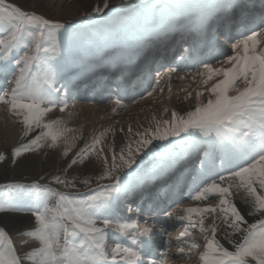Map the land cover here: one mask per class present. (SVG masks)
Segmentation results:
<instances>
[{
    "label": "snow or ice",
    "instance_id": "obj_1",
    "mask_svg": "<svg viewBox=\"0 0 264 264\" xmlns=\"http://www.w3.org/2000/svg\"><path fill=\"white\" fill-rule=\"evenodd\" d=\"M261 2L264 7V0ZM123 7L113 0H98L89 15L92 20H104L119 15ZM242 7L241 0H221L209 5L210 11L201 21L203 41L215 46L224 58L216 59L218 67L202 62V68L192 75L193 81L199 78L203 86V91L195 93L193 110L183 114L173 110L170 119L156 121L154 126L137 132L135 148L129 143L117 154L113 147L111 158L100 146L105 135L102 132L80 148L63 170L66 175L77 165L92 164L91 157L96 156L104 169L97 180L110 183L86 199H75L70 193L36 182L0 184V190L9 193L0 203V213H30L34 226L20 235L38 242V246L20 255L8 232L0 227V264H157L152 258L156 249L172 247L171 233L164 227L167 220L160 221V232L170 239L157 245L155 227L147 219L141 226L138 219L151 208H134L135 201H130L127 216L117 218L116 213L125 210L129 189V173L121 176V170L135 172L142 168L144 161L138 164L136 157L143 152L147 159L153 141L169 137H180L185 150L194 152L199 161L187 189L188 198L203 202L211 197L217 201L203 207L186 206L180 210L184 213L181 215L165 212L168 220L176 216L184 224L176 242L186 246L178 247L176 255L188 257L200 248L192 231L198 228L204 242L198 257L201 264H264V11H252L237 23L228 13ZM78 31L72 21L47 18L35 8L25 10L0 0V73L14 72V79L7 81L10 90L0 91V104L17 118L22 138H26L10 153L0 151V167L27 161V154L38 153L45 146L58 147L59 139L71 131L62 127L60 120L45 117L54 109L64 112L68 107L67 92L56 85L64 71L60 60L66 53L62 46L70 53ZM176 71L170 67L163 75L170 79ZM159 83L157 80V88ZM238 83L244 87H237ZM205 92L206 100L201 99ZM191 96L188 92L185 99ZM114 103L125 107L121 99ZM49 138L51 143H46ZM170 143L176 147L175 141ZM70 150L66 148L63 155L67 157ZM52 182L74 186L60 175L53 176ZM83 183L89 184L90 180ZM45 194L55 198L54 206H50ZM236 199L244 207H238ZM208 215L215 219L205 225ZM219 231L224 233L231 250L217 238Z\"/></svg>",
    "mask_w": 264,
    "mask_h": 264
},
{
    "label": "bare ground",
    "instance_id": "obj_2",
    "mask_svg": "<svg viewBox=\"0 0 264 264\" xmlns=\"http://www.w3.org/2000/svg\"><path fill=\"white\" fill-rule=\"evenodd\" d=\"M32 2H34V0H32ZM213 2L214 0H212V2L211 0H179L178 16L181 15L184 16L185 14L191 15V17L193 14H197L198 16L201 17L206 16L210 11L209 5L219 3L221 2V0L217 2L215 1L214 3ZM58 5L62 7L64 5L63 0H60ZM77 5L78 2L74 1L65 8L63 6V8L60 9L62 11L61 16L69 15L75 12L77 10ZM177 25H181V22L178 19L175 20V22H173L172 24L170 23L169 25H167V28H164L163 30L164 31L174 30L177 28ZM128 38L129 37L124 33L119 34L118 32L116 36L104 38V40H102L101 42H95L93 46H88V44L83 41L82 47L88 46V52L86 54L82 52L81 56L79 55V51L72 46L70 53L66 51L68 55L67 59H65L64 57L63 59L60 60L61 66L64 68V71L56 86L57 87L60 86L64 89V91L65 90L67 91L68 89L67 83L68 82L70 83L75 78L77 71L88 72L90 64L94 62L104 63L103 56H107V55L110 56L108 62H113L111 59L112 55L121 56L122 54H124L126 57L134 60L135 63L137 64H139L140 61V63L142 62L148 65L151 58L155 55L154 52H158L157 48L154 49L155 45H157L159 41H162V39H164V37L163 38L154 37L149 43L145 44L147 45V47L142 44L140 46L139 51L135 53L133 51V45H132L133 42H131V40H128ZM225 50L229 52L230 49L228 48V46H226ZM83 60L85 63L83 62ZM218 66L219 65H217L216 67ZM163 74L159 78H156L153 83L154 86L157 87L156 81L163 80L162 82H164L165 84L164 90L162 91L161 89L160 90L158 89L159 91L158 93L152 92L153 93L151 95L152 98L147 97L143 99L142 97L132 102H129L130 99H128V101L123 103L125 107L121 108L119 105H116L113 100H107L106 102L103 103H95L91 99L89 100L88 96L87 97L84 96L81 99V101H74V99L76 98L74 99L72 98V102L71 101L67 102V104L68 103L69 104L64 112H60L58 110H57L58 112H55L56 111L55 110L53 111L54 114L53 113L48 114V116H46L45 119L47 120L49 118L58 119L62 122L61 124L62 127L71 130V131H66L64 135L59 139L58 147L60 152L63 153L66 148L71 149L69 152L78 151L80 148L84 147L85 144H90L92 142L93 137L99 136L100 133L104 132L105 135L101 138V144L104 149V153L106 155H109V157L111 158L113 147L115 148L117 154H119V150L121 147H126L129 143H131L132 147L135 148L136 146L135 142L139 138L135 134L137 132H143L146 128H149L150 126H154L156 121L162 122L165 119H170L171 112L173 110L181 114L186 113L189 110H193L195 104V93L196 91H201L198 87L199 78H197L196 81H193L192 79L193 73L187 74L188 77H186L185 75L181 76L182 74H180V76L184 77V79H181L182 82L176 84L177 88L173 94L171 93L170 90L172 87L171 85L179 80L178 76L171 75V78L169 79ZM7 76H9V72L7 74L2 73L0 77V91H3V88L5 87L7 88V90H4V92L10 90V86L7 83V81H10L11 77H7ZM6 77L7 79H5ZM212 82H210V84ZM237 87L243 88L244 85L242 83H238ZM188 92H191L192 96L188 99H185V96L187 95ZM230 94L235 95V92H232ZM207 95L208 93L205 92L204 96L201 97V99L206 100ZM85 98H87L88 104L84 103ZM113 109H115V111H113ZM129 128H131V132H129ZM21 129H22L21 124L17 122L16 117L12 116L9 113L7 106L0 104V145H2L3 148L5 149L16 146V143L18 142V140H20L22 135ZM170 138L172 141H175L176 143L178 142V139H180V137H170ZM205 139L207 138L201 137V140H205ZM154 142L156 141H153V143ZM171 147H173L172 144L169 146V148ZM167 150L168 151L165 152L164 148L162 147L153 148V145L150 147L149 157L147 159H149L151 156L158 154L164 155V157L160 160V162L157 165V168L159 170L163 168L160 172H158L160 174L176 158H181L182 161L186 160L187 151L185 150V148L184 150H180L174 153L171 152L170 156H168L170 154L169 153L170 151L169 149ZM167 156L170 159L167 160ZM93 157L95 158L96 156ZM96 159L103 166L102 160L98 159L97 157ZM136 159H137V163H140L141 161L145 162L147 160L144 158L143 152L139 156H137ZM119 162L120 161L117 160V163ZM147 164H150V162H146V165ZM135 166L137 165H133V167ZM9 167L10 169L11 168L14 169V167H11L9 165H7L6 168L0 167V179L6 177L5 175L6 172L9 171ZM130 170L132 169L125 168L123 169V172H128ZM10 173H11L10 175H12L13 171H11ZM145 173H143L142 175V173L140 172L139 174H141L143 177L144 175L145 176L147 175ZM141 175H138V177L141 178ZM138 177L136 178L137 180ZM132 196H133L132 198L126 201V204L127 202L135 201L134 198H137L136 195H132ZM121 198L124 199L125 197H121ZM138 200L139 198L135 201L133 207H135L138 204ZM235 202L237 203L238 207H244L239 199H236ZM209 203L214 205L215 203H217V201H215L213 198L210 197L208 201H203V202L196 201L193 204H185L178 208L179 210H181L186 206L203 207ZM181 214L184 213L181 211ZM116 215L117 218H119L122 217L124 213L122 212L116 213ZM27 217L28 216L3 214L0 215V219H2V222L0 220V224L4 225L8 229L16 228V226L21 227L26 222ZM214 219L215 217L213 216V220ZM248 219L252 221L253 218L248 217ZM164 220H167V218H165ZM149 224H151V222ZM140 225L143 226L144 224L141 223ZM158 228L160 229V227ZM223 236L224 233L222 231H219L217 233V238L220 239L221 243L224 244L225 247H228L231 250L232 246L227 243V241L223 238ZM109 242H111V239H109ZM187 261H188L187 259L182 260L181 262H178V264H187ZM198 263L201 264L199 258H198Z\"/></svg>",
    "mask_w": 264,
    "mask_h": 264
},
{
    "label": "rangeland",
    "instance_id": "obj_3",
    "mask_svg": "<svg viewBox=\"0 0 264 264\" xmlns=\"http://www.w3.org/2000/svg\"><path fill=\"white\" fill-rule=\"evenodd\" d=\"M59 1L60 0H34V2H32V0H6L7 3L16 4L24 8L25 10H30L32 8H35V10L38 13L44 14L47 18L61 20V21L63 20L72 21L76 25L77 29H79L77 35L74 38L72 46L79 51L80 56L82 55V52H84V54L88 52V46H93L95 42H101L102 40H104V38L116 36L118 32L119 34L124 33L129 37L128 40H131V42H133L132 44L133 51L136 53L139 51V48L142 44L145 45L149 43L154 37L163 38L164 36L161 37L160 34L164 32L163 29L167 28V25L175 22L174 19L176 16H177L176 19L178 20L180 19L178 18L180 17L178 16L179 0H113L114 3L123 4L125 5V7L118 10L119 15L112 16L111 18L105 17L104 20H99V19L92 20L91 15H89V13L91 12V8L98 2V0H63L64 8L70 5L74 1L78 2L77 10L69 15L63 14L64 16H61L62 11L60 9H62L63 6L60 7L58 5ZM215 1L217 2L219 0H214V2ZM148 39L149 41H147ZM83 41L88 44L87 47H82ZM145 46L147 47V45ZM62 50L65 51L66 54L64 57L65 59H67L68 55L66 52L67 51L66 47L62 46ZM230 51L231 50H229V53ZM105 57H110V56L109 55L103 56V59ZM213 66L216 67L217 64ZM196 72L197 71L192 73L195 74ZM1 75L2 73H0V77ZM177 76L179 80L174 84H172L171 85L172 87L170 89L171 93L173 94L177 88L176 84L182 82L180 77L184 75L182 74L180 76L179 74ZM185 76L188 77L187 74H185ZM7 77H11L10 80H13L14 72H9V76ZM7 77L5 79H7ZM159 81H160L159 83L160 87L157 88L155 86H152L149 92L158 93L159 92L158 89L159 90L161 89L162 91L164 90L165 84L164 82H162L163 80H159ZM198 87L201 91H203V86L198 85ZM152 88H157V91H152L151 90ZM4 90H7V88L6 87L3 88V91ZM149 92H147V94L145 93L144 95H142L143 99L147 97H151L148 95ZM70 101L72 102V98H67V102ZM84 101H85L84 103L88 104L87 98H85ZM57 110L59 111L58 108L54 109L53 111L58 112ZM38 132L39 130H37V133ZM34 134L36 133H33V135ZM22 137H23V133L21 135L20 140H18V142L16 143V146L20 143L26 142V138H22ZM170 141H172L170 137L169 140L166 141H162V142L156 141L153 143V148H156V146L159 145L160 147L164 148L165 152H167L168 151L167 149H169L170 154L168 156L171 155V152L174 153L177 152L178 150L179 151L184 150V148H182L184 147V144L183 141H181V139H178L175 148L173 147L169 148V146L171 145ZM46 143H51L50 138L46 141ZM165 145L168 146L167 149H165L164 147ZM100 146H102V144ZM12 148L13 147L5 149L3 148L2 145H0V151L5 152L6 154L10 153ZM78 151L69 152L68 156L65 157L63 153L60 152L59 147L49 148L45 146L38 153L27 154L28 155L27 161H21V163L15 166L9 164V166L14 167V169L13 168L10 169L9 167V171H7L5 175L6 177L0 179V184L19 182L25 185H30L36 182L42 185H47L52 189L64 193H70L71 196L75 199H86L88 196L94 194V192L97 191L100 186L110 182L97 180V177L103 172L104 169L102 168L103 166L97 161L96 157L94 158L93 156L91 157V159L93 160L92 164H88L87 166L77 165L73 169L68 170L67 174L65 175L63 170L67 168L68 162H70L71 158H73ZM168 156H167V160L170 159ZM163 157L164 155H159V154L151 156L143 163L142 168L137 169V166H135L133 167V169H137L135 172H133V170L128 171L127 173H129L128 176L129 187L131 186L134 177L136 178L138 177V173L141 172L142 175L143 173H145V171H146L145 174L147 175H152V173L153 174L157 173L159 171L157 165ZM146 162H150V164L146 165ZM152 168H154V170H152L153 172L152 171L147 172L148 171L147 169H152ZM11 171H13L12 175H10ZM124 173L125 172H123L122 169L120 175L123 176ZM56 175H60L62 178L72 181L74 186L65 187L64 185H58L52 182L53 176ZM146 176L144 175L143 178L138 177L139 182H142ZM85 179L90 180V183L84 184L83 181ZM8 195L9 193L0 190V203H4ZM45 197L48 200L50 206H54L55 198L49 197L48 194H45ZM177 211L179 212L177 215H180L181 211L179 210V208L177 209ZM7 214L28 216L26 222L21 227L16 226V228L8 229L4 225L0 224V227H4L5 230L8 232L15 247L18 250V253L20 255H23L24 253L28 252L30 249L38 246L37 241L33 240L30 237L20 235V233L24 232L25 230H31L33 228L34 217H32L30 213L26 214L25 212H19V211L10 212ZM0 215H3V213H0ZM0 220L2 222V219ZM175 220L177 219L175 218ZM212 220H213L212 215L206 216L204 218L205 225L208 224L210 225ZM178 226L179 227L177 229H181L180 226H182V224H179ZM194 229L195 230H192L194 233V238L200 243L201 246L199 249L193 250L190 256L181 257L180 259H178L175 254L177 250V248L175 247L176 249L170 251H163L162 249L161 250L157 249L156 257L160 258V260L169 259V262H167L168 264H178V262H181L182 260H186V259L188 260L187 264H199L197 257L199 253L203 251L204 242L202 235L198 231V228H194ZM158 232H160V229ZM166 237L169 236L165 235L162 238V240L165 241ZM21 241H26V243L22 245ZM163 241L160 242V244H162ZM175 243H177L176 240L172 239V245L175 246ZM180 246H184V245H180ZM168 249L169 248H167V250ZM162 253H166V255H162ZM26 264H28V262H26Z\"/></svg>",
    "mask_w": 264,
    "mask_h": 264
}]
</instances>
